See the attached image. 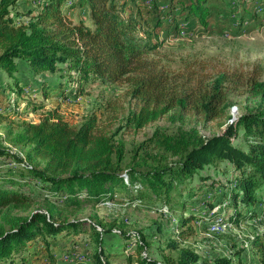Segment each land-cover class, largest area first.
Returning a JSON list of instances; mask_svg holds the SVG:
<instances>
[{"label":"trees","instance_id":"1","mask_svg":"<svg viewBox=\"0 0 264 264\" xmlns=\"http://www.w3.org/2000/svg\"><path fill=\"white\" fill-rule=\"evenodd\" d=\"M19 1L0 0V70L18 86L14 99L7 94L2 99L3 118L27 115L29 106L33 111L43 107L28 101L22 113L17 111V98L25 92L33 95L35 90L16 76L25 69L34 77L59 74L66 79L57 87L41 80L36 93L43 99L53 93L67 101L72 95H87L97 84L126 87L133 103L127 127L137 131L166 116L179 123H226L222 134L212 138L182 129L174 134L158 129L131 151L99 127L95 114L77 126L53 109L38 123L23 120L17 124V131L9 128L10 143L27 151L19 155L0 145V264H62L64 256L72 258L76 252L88 254L95 264H110L111 247L117 244L110 243L96 226L65 221L52 210L36 211L29 217L7 212L14 205L31 204L36 192L61 205L118 199L137 203L149 198L160 201L162 208L176 211L177 196L195 177L211 188L222 184L216 176L223 163L232 166L234 175L228 184L229 200L225 201L234 211L230 222L264 225V81L242 72L215 76L192 67L172 72L149 59L162 42L158 33L138 36V21L125 14L127 0H45L36 13L26 14L28 23L18 24L16 17L25 15L16 11ZM210 1L169 0V13L163 20L159 18L157 29L170 18L175 31H180L183 22L195 21L207 29ZM66 7L70 11L87 10L91 25L74 23L64 13ZM245 94L259 103L258 109L233 120L232 98ZM239 139H244L246 148L235 144ZM213 167L215 176L205 174ZM178 206L186 213V201ZM194 220L197 215L190 214L178 221L179 238L194 234L190 227ZM121 236L125 264H234L227 258L204 260L190 248H180L177 241L168 245L177 255L167 252L160 260L148 254L143 232H121ZM261 238L256 236L254 244L264 256ZM59 247L61 258L54 252Z\"/></svg>","mask_w":264,"mask_h":264},{"label":"rangeland","instance_id":"2","mask_svg":"<svg viewBox=\"0 0 264 264\" xmlns=\"http://www.w3.org/2000/svg\"><path fill=\"white\" fill-rule=\"evenodd\" d=\"M44 1L20 0L16 11L25 15L16 17L17 23H28L30 17L26 14L36 13L43 6ZM126 3H128L125 8L126 16H132L138 21V36L145 38L149 34L158 33L160 37L158 40L162 42L160 48L149 54L148 58L159 61L170 71H184L192 67L215 76L223 72H242L246 75H257L260 81H264V2L211 0L209 27L205 29L197 21L191 24L183 22L180 31L173 30L172 18L164 19V25L157 29L159 18L162 19L163 15L169 13V0H127ZM155 6L159 7L158 11L155 10ZM64 13L74 23L83 21L86 25H91L88 11L85 9L70 11L66 7ZM179 21L182 22L183 18ZM156 41L153 39V43ZM16 76L23 85L35 89L32 91L33 95L25 92L22 98H17L16 104L17 102L20 104L17 111L25 110L28 101L43 105L37 111H33L32 106H29L28 114L22 117L14 115L3 118L0 114V145L19 155H24L27 150L14 147L10 143V138L7 136L8 129L17 131V124L23 120L38 123L47 111L53 109H57L72 125L77 126L87 117L95 114L98 117L99 127L115 141L125 144L129 151L136 144L152 137L158 129L165 134H174L182 129L193 131L198 137L212 138L222 134L226 123L225 121L204 123L195 120L179 123L166 116L137 131L127 127V117L132 111L133 103L127 97L124 86L97 84L87 95L81 97L72 95L70 99L63 101L53 95L52 91L48 99H43L41 93H36V90L39 91L36 88L41 80L50 81L56 87L60 81L65 82L66 79L61 78L59 74L34 77L23 69ZM17 90L18 86L14 84V79L0 70V105L3 104L2 99L6 97L5 94L14 99L16 95L13 94H16ZM232 99H234L231 109L233 120L255 111L259 106V103L251 100L246 94L236 95ZM235 144L246 148L244 139H239ZM38 164L40 167L43 166L42 162ZM215 169L210 168L205 174L215 176ZM219 170L221 173L216 179L222 184H217V188H211L205 181L195 177L184 193L180 197L177 196L176 211L162 208L160 201L149 198H144L143 202L139 200L137 203L118 199L102 204L86 202L80 206L61 205L56 204L52 199L43 198L42 193L36 192L31 204L14 205L7 212L11 216L29 217L36 211L52 210L65 221H84L90 228L96 226L110 243L117 244L113 249L109 246L113 251L110 264H125L126 254L123 248L125 241L121 238V232L126 234L143 232L149 244L148 254L160 260L167 252L177 255L178 252H173L168 247L171 241H177L180 248H190L204 260L227 258L234 264H264V256L254 244L256 236L264 237V225L252 221L241 225L230 222L234 211L226 206L225 201L229 200L228 184L234 177L233 168L229 163H223L219 166ZM183 201L187 204L186 213L178 206ZM190 214L197 215V220L190 224L194 234L185 239L179 238L178 221ZM216 221L218 227H210ZM261 239L264 245V238ZM60 247L54 248V252L61 258ZM74 255L72 258L64 256L62 264H95L89 260L88 255H80L77 258Z\"/></svg>","mask_w":264,"mask_h":264},{"label":"built area","instance_id":"3","mask_svg":"<svg viewBox=\"0 0 264 264\" xmlns=\"http://www.w3.org/2000/svg\"><path fill=\"white\" fill-rule=\"evenodd\" d=\"M210 227H213V228L218 227V221L214 222V224L211 225ZM80 255H85V254H83L82 252H78V253H77L76 255H74V256H75V258H77V257H79ZM86 255H88V254H86Z\"/></svg>","mask_w":264,"mask_h":264},{"label":"bare ground","instance_id":"4","mask_svg":"<svg viewBox=\"0 0 264 264\" xmlns=\"http://www.w3.org/2000/svg\"><path fill=\"white\" fill-rule=\"evenodd\" d=\"M215 230H217V228Z\"/></svg>","mask_w":264,"mask_h":264}]
</instances>
